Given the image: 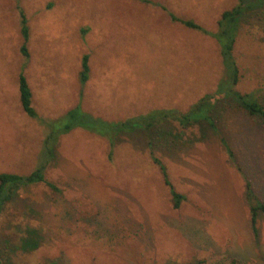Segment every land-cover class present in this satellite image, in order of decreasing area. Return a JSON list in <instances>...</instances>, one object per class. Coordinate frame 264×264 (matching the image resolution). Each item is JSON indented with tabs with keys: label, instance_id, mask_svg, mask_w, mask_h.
Returning a JSON list of instances; mask_svg holds the SVG:
<instances>
[{
	"label": "rangeland",
	"instance_id": "1",
	"mask_svg": "<svg viewBox=\"0 0 264 264\" xmlns=\"http://www.w3.org/2000/svg\"><path fill=\"white\" fill-rule=\"evenodd\" d=\"M237 4L0 0V174L32 173L46 135L42 120L59 119L78 105L116 122L161 109L186 111L214 92L223 66L212 34L221 15ZM171 13L209 33L171 21ZM22 14L28 56L22 53ZM239 28L237 89L256 92L264 104V8L246 14ZM85 56L90 77L81 84ZM20 75L31 87L39 120L21 108ZM222 125L264 202L260 123L229 109ZM157 136L150 147L146 133L126 132L113 153L106 138L82 129L61 136L46 173L61 192L32 185L7 207L0 219L2 263L264 264V215L256 239L244 182L218 138L206 126L177 123L160 126ZM166 140H178L176 150H168ZM151 149L166 164L173 187L186 196L180 209L151 161Z\"/></svg>",
	"mask_w": 264,
	"mask_h": 264
},
{
	"label": "trees",
	"instance_id": "2",
	"mask_svg": "<svg viewBox=\"0 0 264 264\" xmlns=\"http://www.w3.org/2000/svg\"><path fill=\"white\" fill-rule=\"evenodd\" d=\"M263 8L264 0H253L247 3L245 0H238L236 6L221 15L217 25L218 31L212 34V36L216 39L220 47L223 78L218 83L214 92L203 95L188 110H175V108L171 110L161 109L149 115H141L125 121L108 122L102 118L93 116L85 111L82 106L78 105L59 119L42 120V123L46 127V135L43 141L40 162L36 169L28 175L8 172L0 174V219L7 207L17 199L20 192L32 185L44 184L51 191L61 192L54 183L48 181L46 178L47 170L55 158V148L61 136L67 135L75 129H82L106 138L113 153V148L119 141L117 138L126 132L138 131L139 133H146L151 139L149 145L152 147L153 143L155 144L158 140L157 133L160 126L168 123H177L182 128H189L196 125L200 127L206 126L218 138L229 163L233 165L244 182L245 204L249 212L250 232L257 239L259 236V221L261 216L264 215V202L260 199L253 181L238 163L235 153L225 136L222 121L224 120L225 112L229 111V109H236L256 119L264 132V104L257 97L256 92L243 94L237 89L241 80V70L234 55L242 18L248 13ZM22 16V35L25 40L22 53L28 56L26 43L29 40V29L26 25L27 19L23 14ZM169 16L171 21L180 23L188 29L200 31L205 34L209 33L192 20L180 19L172 13ZM89 77V56H85L80 73L81 84H85L89 80ZM18 91L23 112L31 119L39 120L38 112L33 106L31 87L24 75H20ZM178 140H170L171 144L166 140L168 150H176ZM150 156L151 161L159 167L164 183L170 189L174 208L180 209L183 201L186 200V196L173 187L169 180L166 164L153 149H151ZM35 247H37V244ZM0 264H3L1 259ZM50 264L58 263L53 262Z\"/></svg>",
	"mask_w": 264,
	"mask_h": 264
},
{
	"label": "crops",
	"instance_id": "3",
	"mask_svg": "<svg viewBox=\"0 0 264 264\" xmlns=\"http://www.w3.org/2000/svg\"><path fill=\"white\" fill-rule=\"evenodd\" d=\"M202 196V200L201 201H205V202H207V197L206 196H204V195H201Z\"/></svg>",
	"mask_w": 264,
	"mask_h": 264
}]
</instances>
